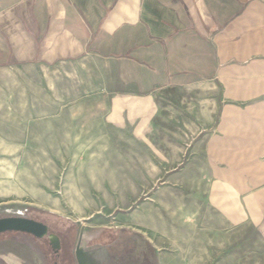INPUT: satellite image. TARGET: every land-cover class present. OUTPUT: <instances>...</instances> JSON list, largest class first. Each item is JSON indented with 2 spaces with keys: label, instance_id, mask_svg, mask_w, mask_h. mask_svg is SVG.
Listing matches in <instances>:
<instances>
[{
  "label": "crops",
  "instance_id": "crops-1",
  "mask_svg": "<svg viewBox=\"0 0 264 264\" xmlns=\"http://www.w3.org/2000/svg\"><path fill=\"white\" fill-rule=\"evenodd\" d=\"M91 70L104 87L85 98ZM37 73L82 84L60 108L77 130L155 107L202 154L215 221L264 217V0H0V76Z\"/></svg>",
  "mask_w": 264,
  "mask_h": 264
},
{
  "label": "rangeland",
  "instance_id": "rangeland-1",
  "mask_svg": "<svg viewBox=\"0 0 264 264\" xmlns=\"http://www.w3.org/2000/svg\"><path fill=\"white\" fill-rule=\"evenodd\" d=\"M16 78L0 76V218L34 219L50 234L0 233V264H76L79 239L118 238L107 264H264V217L215 221L202 154L190 162L187 133L155 107L89 115L77 130L60 108L82 84ZM83 86L90 98L104 83L91 70Z\"/></svg>",
  "mask_w": 264,
  "mask_h": 264
},
{
  "label": "water",
  "instance_id": "water-1",
  "mask_svg": "<svg viewBox=\"0 0 264 264\" xmlns=\"http://www.w3.org/2000/svg\"><path fill=\"white\" fill-rule=\"evenodd\" d=\"M47 229L44 223L26 217L9 216L0 218V233L14 231L42 237L47 233ZM74 255L76 264H107L108 261V251L104 245H87L86 241L81 239L77 241Z\"/></svg>",
  "mask_w": 264,
  "mask_h": 264
},
{
  "label": "trees",
  "instance_id": "trees-1",
  "mask_svg": "<svg viewBox=\"0 0 264 264\" xmlns=\"http://www.w3.org/2000/svg\"><path fill=\"white\" fill-rule=\"evenodd\" d=\"M47 235H49L50 234V232H49V228H48V230H47V233H46ZM119 239V238H118ZM118 239H114L113 241H111L110 242V244H114L116 241H118ZM110 244H108V245H110ZM151 247V246H150ZM152 248V247H151ZM153 260H154V258H153ZM153 264H155L154 262H152ZM151 263V264H152ZM143 264H149L147 261L146 262H144Z\"/></svg>",
  "mask_w": 264,
  "mask_h": 264
},
{
  "label": "flooded vegetation",
  "instance_id": "flooded-vegetation-1",
  "mask_svg": "<svg viewBox=\"0 0 264 264\" xmlns=\"http://www.w3.org/2000/svg\"><path fill=\"white\" fill-rule=\"evenodd\" d=\"M88 245H89V243H88ZM109 246H111V245H109ZM105 247L110 251V249L108 248V244H106Z\"/></svg>",
  "mask_w": 264,
  "mask_h": 264
}]
</instances>
